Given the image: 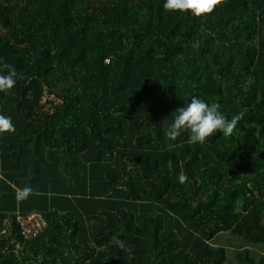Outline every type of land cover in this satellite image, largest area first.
I'll list each match as a JSON object with an SVG mask.
<instances>
[{
	"label": "trees",
	"instance_id": "obj_1",
	"mask_svg": "<svg viewBox=\"0 0 264 264\" xmlns=\"http://www.w3.org/2000/svg\"><path fill=\"white\" fill-rule=\"evenodd\" d=\"M164 2L0 0V264H264V0ZM193 96L231 137L166 138Z\"/></svg>",
	"mask_w": 264,
	"mask_h": 264
},
{
	"label": "clouds",
	"instance_id": "obj_2",
	"mask_svg": "<svg viewBox=\"0 0 264 264\" xmlns=\"http://www.w3.org/2000/svg\"><path fill=\"white\" fill-rule=\"evenodd\" d=\"M227 0H165L163 8L167 12L191 13L194 17L200 18L211 15L217 7L225 6ZM6 74L0 73V92H8L16 84L18 73L11 65H3ZM22 78V77H20ZM218 103H207L205 100L193 96L185 107L175 110L176 115L173 122L168 127L165 135L168 140L175 141L183 131L190 132L189 143L203 145L207 139L217 132H221L224 137H231L237 127L240 116L235 115L228 119L220 110ZM15 126L9 117L0 115V134L14 133ZM171 168V162H169ZM179 182L184 184L188 177L183 172L180 173ZM34 194L31 186H25L17 190L16 199L22 202L30 195ZM120 247L116 237L112 238Z\"/></svg>",
	"mask_w": 264,
	"mask_h": 264
},
{
	"label": "built area",
	"instance_id": "obj_3",
	"mask_svg": "<svg viewBox=\"0 0 264 264\" xmlns=\"http://www.w3.org/2000/svg\"><path fill=\"white\" fill-rule=\"evenodd\" d=\"M15 219L21 235L25 238L38 234L48 225V222L44 220L43 215L39 212H31L28 215L17 213Z\"/></svg>",
	"mask_w": 264,
	"mask_h": 264
},
{
	"label": "crops",
	"instance_id": "obj_4",
	"mask_svg": "<svg viewBox=\"0 0 264 264\" xmlns=\"http://www.w3.org/2000/svg\"><path fill=\"white\" fill-rule=\"evenodd\" d=\"M10 229V226L9 225H7L6 224V228L3 230V233H5L7 230H9ZM19 247V246H18ZM16 253L18 252V251H16V250H14Z\"/></svg>",
	"mask_w": 264,
	"mask_h": 264
}]
</instances>
